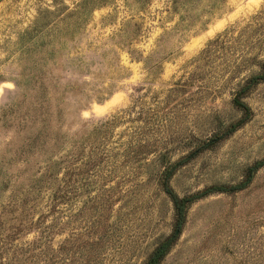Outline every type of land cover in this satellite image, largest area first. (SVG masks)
Listing matches in <instances>:
<instances>
[{"label": "rangeland", "instance_id": "374dc122", "mask_svg": "<svg viewBox=\"0 0 264 264\" xmlns=\"http://www.w3.org/2000/svg\"><path fill=\"white\" fill-rule=\"evenodd\" d=\"M211 1L150 0L140 8L111 0L85 13L72 42L45 31L42 58L46 52L58 81L53 98L65 115V200L55 208L50 200L41 204L54 228L49 250L33 252L48 260L34 256L31 264H143L171 233L173 210L155 182L156 157L175 161L238 120L232 99L264 61V0H221L210 8ZM78 3L0 0V206L21 197L31 174L30 158L7 162L31 134V75L41 57L32 28L37 21L59 23ZM72 86L76 91L62 100ZM244 102L251 119L174 175L170 185L179 196L236 184L264 158V82ZM74 140L84 148L70 177ZM142 147L155 152L139 155ZM87 162L97 164L88 173ZM75 237L86 247H66L56 259L60 244ZM161 264H264V168L245 190L193 204Z\"/></svg>", "mask_w": 264, "mask_h": 264}, {"label": "trees", "instance_id": "16d2710c", "mask_svg": "<svg viewBox=\"0 0 264 264\" xmlns=\"http://www.w3.org/2000/svg\"><path fill=\"white\" fill-rule=\"evenodd\" d=\"M109 1L111 0H79L75 10L60 14L59 23L54 21L48 25L46 22L37 21L32 28L31 39H33L34 50L39 52L41 57H38L35 61V72L31 75V134L24 138L23 143L13 151L10 159H7V165H11L24 161L28 163L29 159L26 158H30L31 174L27 178L28 183L21 197L18 198L17 194H13L9 202L0 206V264H31V259L34 256L35 258L40 257L42 261L48 260L45 259L43 254L41 256L33 254L36 250L44 253L49 250L51 229L54 228V225L47 224V214H43L44 211H39V208L43 202L48 200L53 202V208H55V204H61L65 200L64 183L66 176H64V170L66 157L64 156V145L67 136L62 127L65 115L62 106L59 105V102L56 103V99L53 98L57 93L58 81H55L50 72L51 69L45 63L46 52L44 53L43 62L42 55L45 42H43L42 38L45 36V31L50 29L53 33L54 31H59V35H64L68 41L72 42L77 35L78 26L85 21V13L92 11L96 7L106 5ZM132 1L134 5L140 8L150 3V0ZM219 1L221 0H212L209 7H216ZM57 12L59 11L47 12V15H56ZM61 26L64 27L62 28ZM55 28L58 30H54ZM131 33L127 34L130 42L135 40V33ZM257 67L258 70L249 75L238 87L232 99V105L241 113V117L238 120L229 123L221 131L214 133L208 140L198 143L194 149L175 161H171V158L165 153H160L156 157L155 161L158 165V171L155 174V182L158 189L169 199L172 205L173 228L168 236L156 244L143 264L162 263L180 237L186 223L188 210L193 204L212 195H231L245 190L252 183L256 173L264 168V158L256 160L245 169L242 179L238 183L211 185L184 196H179L170 185L172 178L182 167L186 166L202 152L211 150L220 142L228 139L251 119L252 112L244 102V98L257 85L264 82V61L258 62ZM75 91L76 89L73 86L65 88L61 99L65 98L67 92ZM22 127L24 128L23 125L19 126L21 130L23 129ZM10 143L12 144V142ZM78 143L79 141L74 140L71 147L70 177L76 175L73 167L74 161L84 148L82 144L77 145ZM142 148L139 151V155L153 154L155 152L145 151V147ZM95 165L97 164L93 163L90 165L87 162L85 164L87 167L86 173L91 172ZM14 178H17V176ZM35 214L37 218H35ZM49 214H54V212L49 211ZM33 232L37 233V235L32 240L16 245L22 237H26ZM56 235H60V231ZM73 240L75 241L65 245V247L63 243L60 244L56 252V259L58 256H62L66 247L70 252L74 248H80V251L86 247L81 245L79 238L75 237ZM92 245L93 243L89 246ZM77 252L75 251L73 254Z\"/></svg>", "mask_w": 264, "mask_h": 264}]
</instances>
